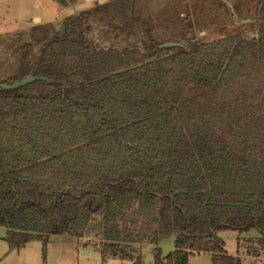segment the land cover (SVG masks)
<instances>
[{
  "label": "trees",
  "instance_id": "16d2710c",
  "mask_svg": "<svg viewBox=\"0 0 264 264\" xmlns=\"http://www.w3.org/2000/svg\"><path fill=\"white\" fill-rule=\"evenodd\" d=\"M30 33L0 76L44 78L0 88L10 250L39 240L45 258L52 235L91 228L103 260L133 264L145 244L155 264H242L230 229L264 249V0H107Z\"/></svg>",
  "mask_w": 264,
  "mask_h": 264
},
{
  "label": "rangeland",
  "instance_id": "374dc122",
  "mask_svg": "<svg viewBox=\"0 0 264 264\" xmlns=\"http://www.w3.org/2000/svg\"><path fill=\"white\" fill-rule=\"evenodd\" d=\"M105 1L107 0H95L87 4L92 7ZM84 6L86 3L83 0L68 7L59 5L55 0H0V76L10 75L17 66L19 56L13 51L20 44L32 40L30 32L34 26L49 22L57 25L64 17L84 11ZM186 13L188 12H182L181 15ZM217 32L218 29H214L212 25L203 31L196 30L198 38L205 40L217 39ZM6 230L0 226V264H133L131 260L122 261L113 257L103 260L100 252L101 237L93 228L81 238L68 233L52 235L45 258L43 244L39 240L30 241L20 249L10 250L4 238ZM238 232L232 229L222 231L229 254H239L242 264H264V254L257 258L246 253L249 245L259 250L252 241L257 238V231L251 229L240 237ZM160 247L163 254L171 252L174 249L172 237L163 239ZM141 256L142 264H155L151 246L143 247ZM189 264H212L211 256L205 252L196 253L190 257Z\"/></svg>",
  "mask_w": 264,
  "mask_h": 264
},
{
  "label": "water",
  "instance_id": "95a60500",
  "mask_svg": "<svg viewBox=\"0 0 264 264\" xmlns=\"http://www.w3.org/2000/svg\"><path fill=\"white\" fill-rule=\"evenodd\" d=\"M88 1H93V0H88ZM182 45L183 44L181 42H177V41L171 40V41H167V42L162 43L160 45V47L182 46ZM38 79H44V78L36 76V75L25 76V77H23L21 79L15 80L11 84H2V83H0V88L1 89H6V90L16 89V88H19V87L24 86L26 84H29V83H31V82H33L35 80H38Z\"/></svg>",
  "mask_w": 264,
  "mask_h": 264
},
{
  "label": "crops",
  "instance_id": "0c3cea01",
  "mask_svg": "<svg viewBox=\"0 0 264 264\" xmlns=\"http://www.w3.org/2000/svg\"><path fill=\"white\" fill-rule=\"evenodd\" d=\"M84 1V3H86V6H84L83 7V9L85 10V9H88V8H90L91 6H90V4L88 5L87 3H93L95 0H93V1H88V0H83ZM79 2V0H77V2L76 3H78ZM35 17V16H34ZM257 231V230H256ZM244 233H247V232H244ZM256 233V236L258 237L259 236V233L258 232H255ZM243 233H239L238 232V235H239V237L242 235ZM219 235L222 237V231L221 232H219ZM223 238V237H222ZM172 239H173V242H174V238L172 237ZM162 242V241H161ZM161 242H160V244H161ZM145 246H151L152 248H153V246L152 245H150V244H145L143 247H145ZM174 250V249H173ZM247 253V252H246ZM248 254V253H247ZM262 254H264V249H261V250H259V254L258 255H253V256H255V257H257V258H261L260 256L262 255ZM239 255V254H238ZM248 255H250V254H248ZM234 256H236V255H234ZM240 256V255H239ZM115 259V258H114ZM122 261H124V260H122ZM132 262V261H131Z\"/></svg>",
  "mask_w": 264,
  "mask_h": 264
}]
</instances>
